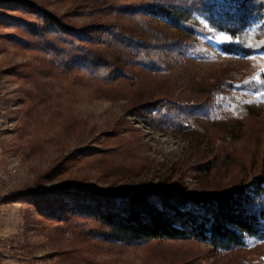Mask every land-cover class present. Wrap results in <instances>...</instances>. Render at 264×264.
<instances>
[{
    "label": "rangeland",
    "instance_id": "obj_1",
    "mask_svg": "<svg viewBox=\"0 0 264 264\" xmlns=\"http://www.w3.org/2000/svg\"><path fill=\"white\" fill-rule=\"evenodd\" d=\"M210 1L185 4L193 11ZM116 2L0 0V199L69 189L50 194V203L0 202V264H264V239L229 251L189 241L117 243L81 208L110 211L120 193L147 186L172 192L181 211L204 214L192 196L264 173V50L248 43L250 54L228 53L238 43L198 12L192 35L157 19L184 42L172 77L185 80L176 88L171 77L164 86L211 104L198 130L163 127L151 108L132 109L164 82L118 60L110 34L113 26L133 27L119 9L136 3ZM49 14L58 31L45 27ZM88 54L119 61L125 77L93 78L80 62Z\"/></svg>",
    "mask_w": 264,
    "mask_h": 264
},
{
    "label": "trees",
    "instance_id": "obj_2",
    "mask_svg": "<svg viewBox=\"0 0 264 264\" xmlns=\"http://www.w3.org/2000/svg\"><path fill=\"white\" fill-rule=\"evenodd\" d=\"M116 1L136 3L123 11L119 9L123 16L131 19L133 27L125 26L124 29L122 24L113 26L110 34L118 49V60L158 75L163 82L170 79L178 67L184 42L160 27L159 18L169 21L175 29L192 35L198 23L192 13L198 12L206 17L212 28L228 34L238 43L227 47L228 53L250 54L252 48L246 46L248 43L264 50V24L258 35L251 37L255 24L264 23V0H211L193 11L185 0ZM26 7L30 9L31 5ZM50 17L53 16L49 14L45 18V27L50 24L47 28L49 31H58ZM93 56L88 54L80 60L93 78L110 82L115 76L125 77L126 73L118 66L119 61L105 57L94 59ZM184 76V73L175 72L171 80L176 88H179V82L185 80ZM164 85L165 82L151 88L140 97V103H133L132 109L151 108L155 111L158 124L161 123L163 127L177 131L200 129L211 104L199 97H187L186 93L175 94ZM56 165L53 170L57 168ZM68 192L69 189L64 187L57 190H22L2 197L0 202L9 204L18 198L31 197L50 203V194ZM118 199V208L110 211L94 205L81 206L87 214L100 220L112 242L189 241L211 245L216 251H229L243 247L250 239H264V173H258L248 182L236 183L226 190L192 196L190 203L203 207L206 210L204 214L192 209L181 211L172 201V192L147 186L138 189L134 195L120 193ZM157 199H162L164 206L159 205Z\"/></svg>",
    "mask_w": 264,
    "mask_h": 264
}]
</instances>
